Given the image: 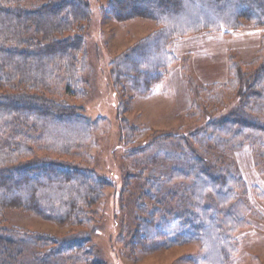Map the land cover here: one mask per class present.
Returning <instances> with one entry per match:
<instances>
[{"label":"trees","instance_id":"trees-1","mask_svg":"<svg viewBox=\"0 0 264 264\" xmlns=\"http://www.w3.org/2000/svg\"><path fill=\"white\" fill-rule=\"evenodd\" d=\"M188 4L192 5V20L181 23L178 19ZM106 7L116 20L140 17L156 25L112 60L114 81L121 82L117 85L122 91L126 83L134 93L147 94L152 83L162 81L179 63L192 95L191 116L206 117L234 97L244 102L228 116L208 121L211 140L219 139L223 151L264 146V113L254 116L245 110L251 103L264 109V0H108ZM88 17L85 0H0V264L46 262L33 250L36 245L52 246L49 254H65V260H80L87 250V237H56L8 227L5 214L21 209L78 226L89 219L85 211L90 212L103 197L107 184L92 170L57 159H37L33 154L36 147L59 155H79L90 137L89 129L96 125L67 101L53 97L61 87L67 95H80L88 83L81 24ZM248 24L260 29L259 61H249L252 66L244 69L240 59L231 57L227 83H198L189 56L177 57L171 50L175 39L210 30L229 35ZM68 124L78 137L71 134ZM59 127L70 134L67 140L59 134ZM188 149L182 151L183 164L158 179L146 180L147 188L154 191V202L148 216L134 223L129 244L154 249L194 238L206 251L204 260L225 262L237 246L232 232L246 222L250 210L237 196L245 192L246 183L230 158L225 162L209 150L214 161L206 162L197 151ZM176 177L183 179L179 184L182 194L172 205L169 200L175 193L168 190L158 198L159 186ZM257 193L259 199L264 196ZM209 237L216 247L214 257H208L205 246Z\"/></svg>","mask_w":264,"mask_h":264},{"label":"rangeland","instance_id":"rangeland-1","mask_svg":"<svg viewBox=\"0 0 264 264\" xmlns=\"http://www.w3.org/2000/svg\"><path fill=\"white\" fill-rule=\"evenodd\" d=\"M107 1L85 0L89 8L88 19L81 23L82 51L87 63L84 75L88 83L85 89L80 95H67L61 87L56 95H52L67 101L96 125L89 129L90 137L86 138L79 155L73 152L59 155L36 147L33 152L37 159H57L92 170L107 184L103 197L91 207L90 212L89 209L85 211L89 219L83 225L59 224L21 209L7 211L5 225L56 237L70 234L88 238L84 242L87 250L80 260L73 257L65 260V254L50 255V245H33V250L46 261L40 264H210L203 258L205 249L194 238L168 247L146 249L136 242L129 244L128 236L136 220L148 216L149 206L154 202V191L150 186L147 188L146 180L151 176L158 179L178 163L183 164L182 151L187 153L188 147L211 163L214 159L209 150H213L225 162L230 158L229 162L241 173L246 190L244 193L239 191L237 196L250 210L245 214L246 222L232 232L237 246L229 259L212 264H264V196L259 199L257 193L259 190L264 195V146L245 145L240 149L223 151L217 144L219 139L214 141L207 135L209 120L228 116L244 102L234 97L217 112L210 114V110L206 117L205 114L202 118L191 116L192 95L179 63L162 81L152 83L147 94L134 93L126 81H122L125 83L122 91L117 85L121 82L114 81L112 60L153 31L156 25L153 20L140 17L116 20L106 7ZM186 6L184 15L178 19L181 23L192 20V5ZM253 28L248 24L242 32L233 31L229 35L222 30L201 31L175 39L171 50L177 57L189 56L192 73L198 83H227L231 76L228 64L231 57L240 59L244 69L252 66L249 61H259L258 37L250 35L259 29ZM245 34L251 37L241 39ZM146 59L149 60V56ZM229 92L232 95L234 89H229ZM122 102H125L124 106ZM209 102L218 103L216 100ZM251 104L245 108L247 112L254 113V116L264 113V109L254 108L255 104ZM66 127L74 136V127L70 124ZM129 127L133 131H128ZM58 130L59 134L67 132L62 127ZM69 135L65 134L66 140ZM213 138L216 140L217 136L213 135ZM182 181L178 177L168 184L162 181L158 198L165 197L164 193L171 190L175 197L169 202L172 205L177 203L182 194L179 186ZM93 226L96 228H91ZM210 239L205 240V246L208 257H214L217 255L216 247ZM46 251L48 253L44 254Z\"/></svg>","mask_w":264,"mask_h":264},{"label":"crops","instance_id":"crops-1","mask_svg":"<svg viewBox=\"0 0 264 264\" xmlns=\"http://www.w3.org/2000/svg\"><path fill=\"white\" fill-rule=\"evenodd\" d=\"M254 30L256 29V28H253ZM242 30H244V29H241V30H238L239 32H242ZM255 34H250V35H252V37H258L257 38V40H259V37H260V29H259V32H254ZM257 33V34H256ZM244 35V34H243ZM250 35H247V34H245V36L244 37H242L241 39H248V37H251ZM249 39H251V38H249ZM258 44V43H257Z\"/></svg>","mask_w":264,"mask_h":264}]
</instances>
